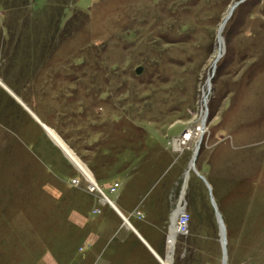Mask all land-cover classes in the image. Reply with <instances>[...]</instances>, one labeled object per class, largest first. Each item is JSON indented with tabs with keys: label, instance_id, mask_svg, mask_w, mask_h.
Here are the masks:
<instances>
[{
	"label": "rangeland",
	"instance_id": "374dc122",
	"mask_svg": "<svg viewBox=\"0 0 264 264\" xmlns=\"http://www.w3.org/2000/svg\"><path fill=\"white\" fill-rule=\"evenodd\" d=\"M0 82V264H160L21 100L160 256L188 171L172 264H221L197 173L227 264H264V0H0Z\"/></svg>",
	"mask_w": 264,
	"mask_h": 264
},
{
	"label": "bare ground",
	"instance_id": "6f19581e",
	"mask_svg": "<svg viewBox=\"0 0 264 264\" xmlns=\"http://www.w3.org/2000/svg\"><path fill=\"white\" fill-rule=\"evenodd\" d=\"M232 7V6H231ZM231 8L228 11L227 16L225 17V19L227 18V20L230 18V12H231ZM234 10V9H233ZM222 20L219 29H218V35H217V48H216V58L213 61V68H214V64L217 63V61L219 60V58L222 55V43H223V38H222V31H223V27H224V20ZM219 46V49H218ZM218 59V60H217ZM217 60V61H216ZM207 83V87H208V82ZM0 85H2V83L0 82ZM3 86V85H2ZM5 88V86H3ZM209 89V87H208ZM206 95H203L202 98V103L203 105H206ZM19 100V99H17ZM21 105L24 106V108H28L25 103L21 100L20 101ZM205 107V106H204ZM27 110V109H26ZM27 110V111H28ZM31 111V110H30ZM32 112V111H31ZM33 113V112H32ZM34 114V113H33ZM205 116V115H204ZM38 119H40L38 116H36ZM41 120V119H40ZM39 122H41L40 124L42 125V127L48 132H46V134L53 140V143L64 153V155L71 161V163L73 164V166L76 168V170H78L85 178L87 177L89 180H91L92 182L95 183V180L93 179L92 173L90 172V170L87 168V166L78 158V156L67 146V144L60 138V136L50 127H48L46 124H44L42 122V120ZM199 129L197 130V136L200 135L203 131H204V127L202 128V123L199 124ZM185 136L182 138L183 141H188L190 140V138L192 137V132L191 130H187L185 133ZM201 136L198 137V139ZM176 146H178V144H176ZM86 178V179H87ZM189 178V174L186 173L184 176V180H188ZM97 183V182H96ZM106 200H109L112 204H114V206L120 210L113 201H111L109 198L103 200L104 202H106ZM184 198L181 200L180 204L178 201L177 207L174 210L173 214H172V218H171V225L169 228V233L167 236V254L162 257L160 256L157 251L142 237H141L149 244V246L155 251V253L159 256L160 261L162 262V264H171L172 263V258H171V253L170 250L172 249V246L175 242L176 236L179 233V228L176 226V221H177V217H179V215H181L185 209H184ZM105 204V203H104ZM130 223V222H129ZM131 224V223H130ZM132 225V224H131ZM127 228L131 229L132 228L128 225H125ZM133 226V225H132ZM134 228V227H133ZM136 230V228H134ZM137 231V230H136ZM139 233V232H138ZM160 263V262H159ZM161 264V263H160Z\"/></svg>",
	"mask_w": 264,
	"mask_h": 264
},
{
	"label": "water",
	"instance_id": "95a60500",
	"mask_svg": "<svg viewBox=\"0 0 264 264\" xmlns=\"http://www.w3.org/2000/svg\"><path fill=\"white\" fill-rule=\"evenodd\" d=\"M241 3V1H237V2H234V4H232V7H231V12H230V15L232 14V11L233 9L239 4ZM225 21H227V18L224 20V23ZM218 60V59H217ZM216 60V61H217ZM215 68H216V64H214V70L212 72V75L211 77H208V87L210 89V81L211 79L213 78L214 74H215ZM141 68L138 67L136 69L137 72H140ZM207 99V95L205 97ZM25 109L28 110V108L25 107ZM207 111V110H206ZM205 111V116L202 117V120H201V123H202V128L205 126V123H206V114L207 112ZM28 112L32 115V117H34L35 120H37L39 122V119L36 117L35 114H33L30 110H28ZM41 123V122H39ZM41 125V124H40ZM42 126V125H41ZM44 129V128H43ZM45 130V129H44ZM46 131V130H45ZM47 132V131H46ZM48 134V132H47ZM200 140H201V137L198 139L197 143H196V147H195V151H194V154H193V157H192V160H191V164H190V168L189 169H193L195 170V160H196V157H197V154L199 152V148H200ZM53 141V140H52ZM188 173V171H187ZM197 175L206 183L207 187H208V191H209V195H210V201L214 207V210H215V214H216V218H217V221H218V225H219V234H220V245H221V250H222V259H221V264H227V247H226V244H227V237H226V229H225V226H224V223H223V220H222V217H221V214L218 210V207H217V204H216V201L212 195V189L210 187V185L207 183V180L204 176L200 175L197 173ZM186 187H187V180H184V184L182 186V190H181V195H180V199H179V204L181 202V200L184 198V195H185V190H186ZM106 202L110 205V207L120 216V218L123 220V224L124 225H128L132 228L133 232L137 235V237L142 241V243L149 249V251L152 253V255L158 260V262H160L162 264V262L160 261L159 259V256L155 253V251L149 246V244L141 237V235L133 228V226L129 223L128 219L124 216V214L118 210L114 204H112L109 200H106ZM177 207V206H176ZM174 212V211H173ZM172 212V214H173ZM171 214V216H172ZM173 252H174V246H172V249L170 250V253H171V258L173 257ZM172 264V263H171Z\"/></svg>",
	"mask_w": 264,
	"mask_h": 264
},
{
	"label": "built area",
	"instance_id": "2783aa9c",
	"mask_svg": "<svg viewBox=\"0 0 264 264\" xmlns=\"http://www.w3.org/2000/svg\"><path fill=\"white\" fill-rule=\"evenodd\" d=\"M88 182L87 189L89 191L99 194L103 200L107 199L108 196L100 185H98L96 182H92L91 180H88ZM117 190V185L115 187H111L110 189L111 193H115ZM187 221L188 215L184 212L177 218L176 226L179 228V233H184L186 231Z\"/></svg>",
	"mask_w": 264,
	"mask_h": 264
},
{
	"label": "crops",
	"instance_id": "0c3cea01",
	"mask_svg": "<svg viewBox=\"0 0 264 264\" xmlns=\"http://www.w3.org/2000/svg\"><path fill=\"white\" fill-rule=\"evenodd\" d=\"M34 113V112H33ZM35 114V113H34ZM35 115H37V114H35ZM121 211V210H120ZM122 212V211H121Z\"/></svg>",
	"mask_w": 264,
	"mask_h": 264
},
{
	"label": "trees",
	"instance_id": "16d2710c",
	"mask_svg": "<svg viewBox=\"0 0 264 264\" xmlns=\"http://www.w3.org/2000/svg\"><path fill=\"white\" fill-rule=\"evenodd\" d=\"M227 245V244H226Z\"/></svg>",
	"mask_w": 264,
	"mask_h": 264
}]
</instances>
